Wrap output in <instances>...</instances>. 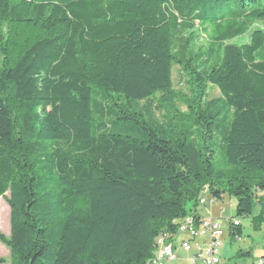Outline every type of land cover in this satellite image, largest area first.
I'll return each instance as SVG.
<instances>
[{
	"label": "trees",
	"instance_id": "16d2710c",
	"mask_svg": "<svg viewBox=\"0 0 264 264\" xmlns=\"http://www.w3.org/2000/svg\"><path fill=\"white\" fill-rule=\"evenodd\" d=\"M259 21L264 0H0L9 263L150 264L160 237L200 217L205 191L234 197L237 217L258 202L259 230ZM174 66L187 78V113L171 102ZM228 233L241 236L239 220Z\"/></svg>",
	"mask_w": 264,
	"mask_h": 264
},
{
	"label": "rangeland",
	"instance_id": "374dc122",
	"mask_svg": "<svg viewBox=\"0 0 264 264\" xmlns=\"http://www.w3.org/2000/svg\"><path fill=\"white\" fill-rule=\"evenodd\" d=\"M255 25H258L264 29V21H259ZM248 41V36L244 35L241 37H235L231 42L235 44H241ZM202 44L204 40L201 41ZM186 76L182 74L178 66H174L172 70V95L171 102L175 107H178L180 112L187 113V108L179 102L182 101L184 96L189 95L188 84L186 83ZM207 97L213 98L219 96V91L216 87L208 85ZM157 96V95H156ZM181 114L176 116V121L185 122L183 118L179 117ZM215 146V157L216 160L220 158L221 148L218 137H214ZM264 199V191L260 193ZM204 200L206 202L205 206H200V213L206 214V217L217 218L220 225L222 226L223 236L225 242V247L223 249V263L224 264H252L258 258L264 257V220L262 221L259 230H254L251 225V218L259 213L260 204L258 202L254 203L252 212L250 216L237 217L235 215V199L232 196L224 194L221 200H211V196L207 191L204 193ZM212 201V202H211ZM237 219L241 225V236L239 239L230 240L229 239V220ZM0 232L5 235L9 233V208L5 200L0 197ZM231 241V242H230ZM238 250L244 252H250V255L239 256L237 255ZM176 255L178 258L174 259L169 264H187L185 257H187L188 252L180 249ZM0 258L5 260L2 264L9 263V252L8 249L0 243ZM163 260V264L166 263Z\"/></svg>",
	"mask_w": 264,
	"mask_h": 264
},
{
	"label": "built area",
	"instance_id": "2783aa9c",
	"mask_svg": "<svg viewBox=\"0 0 264 264\" xmlns=\"http://www.w3.org/2000/svg\"><path fill=\"white\" fill-rule=\"evenodd\" d=\"M199 204L204 205L205 200L200 198ZM236 223L237 221H234V224ZM218 230L223 229L218 219L214 217L200 216L195 219L194 217L187 215L179 222L177 232H184L188 236L187 239L180 240L179 246L184 251H192L189 258L190 264L223 263L220 252L225 242L223 238H218ZM175 234L171 241H165L163 238L157 240V245H165V253H157L156 250L155 256L150 264H163V260L173 258ZM252 264H264V258H258Z\"/></svg>",
	"mask_w": 264,
	"mask_h": 264
},
{
	"label": "crops",
	"instance_id": "0c3cea01",
	"mask_svg": "<svg viewBox=\"0 0 264 264\" xmlns=\"http://www.w3.org/2000/svg\"><path fill=\"white\" fill-rule=\"evenodd\" d=\"M205 204H206V202H205ZM205 204L203 205V206H205ZM198 212H199V215L200 216H202V217H205V215L206 214H203V213H200V211L198 210ZM188 238V236L184 233V232H177L176 234H175V236H174V243H175V248H174V252H173V258L172 259H166V263H171L174 259H176V258H178V256L176 255V253L180 250V249H182L180 246H179V242H180V240H182V239H187ZM230 239V238H229ZM239 239V238H238ZM231 240V239H230ZM236 240V239H235ZM231 242V241H230ZM224 247H225V244H224V246H223V248L221 249V257H222V259H223V257H224V255H223V249H224ZM187 252V251H186ZM191 254H192V251H189L188 252V255H187V257H185V260L187 261V264H190V261H189V258H190V256H191ZM264 258V257H263ZM222 264H224V263H222Z\"/></svg>",
	"mask_w": 264,
	"mask_h": 264
},
{
	"label": "bare ground",
	"instance_id": "6f19581e",
	"mask_svg": "<svg viewBox=\"0 0 264 264\" xmlns=\"http://www.w3.org/2000/svg\"><path fill=\"white\" fill-rule=\"evenodd\" d=\"M201 198H203V200H204V196ZM177 228H178V226H177ZM222 236H223V231L218 230V238H222ZM158 240H161V237ZM157 253H165V245H157Z\"/></svg>",
	"mask_w": 264,
	"mask_h": 264
}]
</instances>
